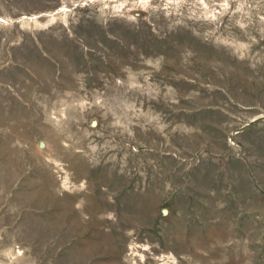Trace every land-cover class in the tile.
I'll return each instance as SVG.
<instances>
[{
    "label": "rangeland",
    "instance_id": "1",
    "mask_svg": "<svg viewBox=\"0 0 264 264\" xmlns=\"http://www.w3.org/2000/svg\"><path fill=\"white\" fill-rule=\"evenodd\" d=\"M0 264H264V0H0Z\"/></svg>",
    "mask_w": 264,
    "mask_h": 264
},
{
    "label": "water",
    "instance_id": "2",
    "mask_svg": "<svg viewBox=\"0 0 264 264\" xmlns=\"http://www.w3.org/2000/svg\"><path fill=\"white\" fill-rule=\"evenodd\" d=\"M165 214V212H163Z\"/></svg>",
    "mask_w": 264,
    "mask_h": 264
}]
</instances>
